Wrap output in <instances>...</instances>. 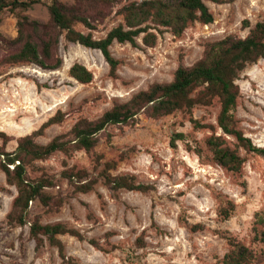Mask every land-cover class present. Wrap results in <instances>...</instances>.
Listing matches in <instances>:
<instances>
[{"label": "rangeland", "instance_id": "rangeland-1", "mask_svg": "<svg viewBox=\"0 0 264 264\" xmlns=\"http://www.w3.org/2000/svg\"><path fill=\"white\" fill-rule=\"evenodd\" d=\"M69 5L75 0H61ZM94 21L89 28H76L103 38L124 23L120 7ZM141 1V0H136ZM214 15L210 23L195 21L182 35L176 36L163 27L157 43L148 46L143 35L139 46L115 41L113 55L121 63L117 77L99 49L69 42L64 35L58 45L62 65L45 69L34 63H1L7 47L1 39L18 34V17L5 11L0 17V131L11 137L6 145L13 151L18 138L39 129L43 123L63 113L60 122L49 125L36 140L46 144L59 134L68 133L82 117L97 119L116 101H126L154 82H169L180 63L190 66L202 58L208 42L233 34L245 37L249 28L242 27L248 18L254 26L264 20V0H207ZM31 19L47 22L48 7L37 3L21 11ZM80 62L94 74L89 83L70 75V67ZM236 82L240 86L236 119L238 127L255 144L264 146V59L249 64ZM221 103L215 97L210 105L197 104L192 115L177 110L159 118L139 115L133 125H111L99 136L93 151H57L49 158L26 165L27 177H41L53 182L45 188L52 198L49 204L40 199L30 202L25 224L10 223L8 214L18 191L8 183L0 167V264H70L64 262L57 245L46 236L37 247L31 234L35 219L40 223H64L76 228L87 239L99 241L102 249L88 240L69 233L59 234L67 257L81 264H221L230 249L227 237L251 247L252 264H264V243L255 240L257 230L264 229V157L239 148L246 157L242 174H234L219 165L206 143L212 134L223 135L231 147L234 136L225 134L218 125ZM192 117L205 124L196 127ZM184 134L171 145L175 133ZM3 139L0 136V145ZM113 175L132 174L136 182L150 185L149 191L121 189L113 192L100 172L107 163ZM86 169L97 182L89 191L76 190L75 183L63 172L69 168ZM242 181L246 185H242ZM227 199L236 208L229 219L218 210ZM195 225H201L193 228ZM143 236L145 245L137 244Z\"/></svg>", "mask_w": 264, "mask_h": 264}, {"label": "trees", "instance_id": "trees-1", "mask_svg": "<svg viewBox=\"0 0 264 264\" xmlns=\"http://www.w3.org/2000/svg\"><path fill=\"white\" fill-rule=\"evenodd\" d=\"M122 1L75 0L74 4L69 5L61 0H0V15L8 10L18 17L17 36L13 39H1L7 47V53L2 57L1 63L26 62L45 69H57L63 62L58 45L61 36L64 35L69 42L99 49L110 65L111 76L117 77L121 61L111 51L115 41L130 42L134 46H139L137 39L143 35V43L153 46L157 43L158 35L163 33V27L180 36L195 21L207 24L214 20L207 0H133L124 3L119 9L124 23L112 28L103 38L96 39L92 33H84L76 28L80 22L94 28L96 19L105 17L113 6ZM37 3L47 5L49 11L47 22L21 14V11ZM242 27L249 28L245 37L230 34L208 42L202 58L190 66L180 63L171 81L154 82L147 89L139 90L130 99L114 102L112 107L105 110L97 119L86 117L78 119L68 133L59 134L46 144L38 142L36 138L42 135L49 125L62 121V112L51 117L39 129L19 137L18 145L13 151L6 149L11 137L0 131L3 139V144L0 145V167L5 172L8 183L15 185L18 191L12 210L8 214V221L25 224L30 202L40 199L49 204L52 198L45 188L52 186L53 182L44 177L30 180L27 177L26 165L37 159L49 158L57 151L67 154L79 149L93 151L99 142L100 134L109 126L133 125L141 114L159 118L177 110H185L192 115L197 104L210 105L214 98L218 97L221 103L218 125L225 134L236 138L237 145L233 148L223 135L212 134L206 139V143L213 153L214 160L227 171L241 175L246 157L240 154V147L248 153L264 157V146L255 144L251 137L245 135L238 127L236 119L240 96V86L236 80L249 64L264 59V20L257 21L252 26L251 21L245 18ZM70 75L81 83H89L94 78L93 72L80 62H75L70 67ZM191 120L196 127L206 126L193 117ZM183 137V133H175L171 145L176 147L177 140ZM112 166L114 163H107L100 175L113 192L121 189L146 192L151 189L150 185L136 182L135 175H113L109 172ZM63 174L75 183L78 191H89L97 182L96 178L89 177L86 169L76 170L73 167L66 169ZM242 185L245 186L246 182L242 181ZM235 208V202L227 199L220 205L218 214L224 220L229 219ZM259 221L264 223V217ZM199 226L201 225H195L193 228ZM66 233L80 240H88L95 247L102 249L99 241L87 239L78 229L68 227L64 223L42 224L35 219L31 224V234L36 240L37 247L44 244L43 236H46L51 244L58 246L64 262L81 264L67 257L64 252V243L58 235ZM254 238L264 243V229L257 230ZM227 239L230 249L224 255L221 264L253 263L256 255L251 247L235 237L229 236ZM137 244L145 245L143 236L137 238Z\"/></svg>", "mask_w": 264, "mask_h": 264}]
</instances>
